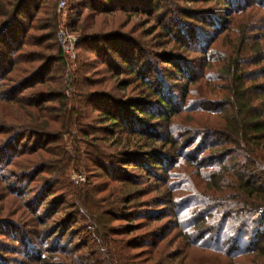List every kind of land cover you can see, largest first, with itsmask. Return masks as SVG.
Instances as JSON below:
<instances>
[{
    "label": "trees",
    "instance_id": "obj_1",
    "mask_svg": "<svg viewBox=\"0 0 264 264\" xmlns=\"http://www.w3.org/2000/svg\"><path fill=\"white\" fill-rule=\"evenodd\" d=\"M70 1L68 9L74 17L68 26L72 29L79 27L77 21L85 10L90 17L120 13L126 22L133 15L143 16L133 24L141 31L133 34L131 26L119 33L96 32L77 38L74 47L88 49L94 61L106 65L115 89L122 92L120 96L110 90L87 95L83 85L75 87L73 104L92 103L97 112L86 123H80L76 108L64 109L61 80L55 79V93L48 86L21 94L34 84L41 87L56 74L57 66L43 77L51 63L64 62L58 45L57 59L37 54L33 60L43 64L25 81L0 83V102L15 107L24 119L13 125L0 123V175L16 157L37 156L34 162L18 165L25 171L13 174L12 184L5 186L19 199L23 216L0 220V252L6 253L3 238L10 243L7 252L21 257L18 264L21 260L47 264L41 254H60L63 264H183L193 254L215 264H239L241 259L243 264H264V50L259 44L264 34H254L259 26L264 27V0H257L262 10L258 16L246 11L253 9L251 0ZM33 2L6 0L5 11H0V43L8 48L3 58L18 49L16 43L10 51L11 32L28 7L34 10ZM236 13L243 14L241 19L233 18ZM52 20L45 39L53 35ZM223 31L231 39L221 57H213L209 43ZM194 42H201L200 49L191 50L200 52L201 61H219L218 79L224 83L214 93V98L219 93L218 99L205 95L197 106L186 98L192 92L189 85L203 72L197 74L193 70L196 59L183 53ZM168 44L170 50H165ZM173 47L179 52H173ZM145 56L159 66L152 69ZM14 63L0 70V80ZM53 100L59 104L47 106ZM196 111L214 115L215 121L172 134L169 127L174 117ZM50 113L53 116L45 120L43 114ZM70 125L78 127L90 149L82 152L80 167L115 184L105 195L97 196L98 189L87 182L81 184L83 189L76 186L73 190L65 183L63 174L70 158L59 140ZM105 137L121 149L104 153L98 141ZM74 161L79 162L80 156ZM179 164L191 169L187 176L194 182L187 188L185 169ZM17 183H23L24 189ZM183 192H189L185 200ZM46 197H50L47 202ZM63 204L70 210L47 225ZM159 221L163 222L152 226ZM32 237L47 244L35 247ZM0 264H7L1 256Z\"/></svg>",
    "mask_w": 264,
    "mask_h": 264
},
{
    "label": "rangeland",
    "instance_id": "obj_2",
    "mask_svg": "<svg viewBox=\"0 0 264 264\" xmlns=\"http://www.w3.org/2000/svg\"><path fill=\"white\" fill-rule=\"evenodd\" d=\"M5 3L6 0H0V11H5ZM73 1L65 0L64 8L62 10L57 9V0H34V10L31 7H28L26 16L21 15L20 21L17 22V24L14 27V30L11 32L13 40L12 45L10 46V51H13L14 49L12 47L16 46V43L18 45V49L10 56V57H4L6 53V50L8 49L5 44L0 43V70L6 69L11 62H15L11 65V67L6 71L4 78L0 80V83L7 84L10 80H21L25 81L30 77L34 72L37 71L39 67L42 66L43 63H39L37 60H33L37 54L41 53L44 54L45 57H50L51 59H57V44L54 40V31L58 28H65L66 30L70 31L72 34H75L77 38L84 37V36H90L94 35L96 32L98 33H119L126 31L129 29V27L132 26L133 28V34H138L141 31V28L139 25L133 24L138 20L143 18V16L140 15H133L131 18L126 20L124 19L123 14L120 13H114L113 15H94L93 17H90L91 15L88 14V11L82 10L78 19V24L80 27V30L78 28H70L68 26L69 21L74 17L72 15V12H69V5H71ZM251 3H253L251 6L253 9H246L249 14L255 13V15H260V7L256 5L257 0H251ZM184 7H193V8H214L217 7L213 3H206V4H195L191 5L189 3H180ZM264 4V1L262 2ZM161 8L165 6V3H160ZM163 6V7H162ZM264 7V6H262ZM264 13V11H262ZM243 14L236 13L234 19H241ZM140 16V17H139ZM51 17H54V20H52V24L54 25V29L52 30L53 35H51V38L45 39V35H49V31L47 28V24L49 23V20H51ZM90 17V18H88ZM152 18V17H151ZM3 18L0 17V20ZM18 20V19H17ZM124 22H126L124 24ZM145 22V21H144ZM143 23V22H142ZM147 24H151V21L148 20ZM264 24V23H263ZM121 25V27H119ZM45 26V27H43ZM76 26V27H77ZM83 26V28H82ZM124 26V27H123ZM87 28V29H86ZM259 30L254 31L255 36H258L261 32L264 34V27L259 26ZM71 29V30H69ZM149 39V38H147ZM230 34H225V31L222 33H219L217 37L209 43V55H212L213 57H221L223 52L227 49V44L230 40ZM155 40V39H154ZM153 40V41H154ZM153 41H150L153 43ZM76 44V43H75ZM261 44L260 49L264 50V41L260 42ZM200 43H192L190 45V48H185L186 51H183L184 54H186L189 57H193L196 60H194L193 70L198 74V72H203L202 77L200 79H197L193 84L189 85V88L191 89V93L186 98V101L188 102L191 100L195 106H197L195 103H197L198 100H200L203 96L206 95L207 98H214L215 91L220 92L223 87L224 83L222 80L218 79V76H220L218 72L219 67V61L213 60L210 61L209 64L205 63L204 61H201V54L197 51H191V50H197L200 49ZM170 44H168L165 47L166 49H169ZM188 47V46H187ZM176 48V47H173ZM150 50H154L155 52L158 51V47H152ZM172 51V50H171ZM173 52H179V48L173 49ZM182 53L183 56H185ZM208 53V52H207ZM20 54H22V59ZM181 55V56H182ZM3 58V59H2ZM7 60H6V59ZM93 54L85 48H75L74 47V59L71 60V58L64 56V62L61 64L60 62L51 63L48 73H44L43 77L47 78L50 74L54 73V68L57 66V72L53 75V77L50 79V81H44L43 85L40 87L38 84H34L31 88L24 89L21 94L28 95L31 91V93L35 92L36 88H46L50 87L52 92L55 93V90L57 87H55V79L61 80L62 86V92L64 95V109L65 110H71V107L76 108V114L80 118V123H86L90 120H92L96 115L97 112L93 111L92 109V103L89 105L87 104H73V99H71V96L75 94L76 88H79L81 85L84 86V89L87 91V95L90 94L89 92H102V91H108L110 90L112 94L116 96H120L122 92L119 89H115V81L113 77H109V73L105 72L107 71L106 68H108L106 65H100L99 60L95 59L93 60ZM146 60L152 63L151 67L152 69L159 66V63H155L153 59L146 57ZM93 61V65L89 64V62ZM85 62V63H82ZM162 66V65H160ZM249 68V67H248ZM24 70V71H21ZM194 72V73H195ZM70 75V79L65 81V79ZM123 76V75H122ZM84 78V80L82 79ZM102 78L105 80L103 81ZM121 77L119 76L118 79ZM70 80H73V85L70 83ZM83 81V82H82ZM35 82V79L31 80V83L33 84ZM64 82V85H63ZM86 83V87L84 85ZM67 85V87H65ZM76 87V88H75ZM112 87L114 89H112ZM34 90V91H33ZM74 93V94H73ZM125 93H131L128 90H125ZM223 95V94H222ZM221 95V96H222ZM219 93L216 95L214 99L219 98ZM96 103V102H95ZM47 106L56 107L59 103L55 100L46 103ZM25 113V111H23ZM203 111H196V112H190L185 113L181 112L176 117L173 118V121L170 125V129L172 131V134L179 133L181 131V128L190 129V128H200L203 127V125H209L210 122L215 121L213 118L215 117L212 114H206L202 113ZM53 113H50L48 115L43 114L45 120L48 118H51ZM202 114V115H199ZM26 116V113H25ZM24 116V118H25ZM217 119V118H215ZM24 121L20 111H18L15 107L11 105H5L0 102V123L1 122H9L8 125H13V121ZM213 120V121H212ZM206 127V126H205ZM204 127V128H205ZM69 130H67L65 133L61 134L60 140H59V147L64 150L65 154L68 155L69 162L68 166L64 170L63 179L65 183L70 187L71 190H73L76 186H80L82 189L83 187L81 184L87 182L89 186H94L98 189L97 196H102L106 194V191L110 185H115L112 182L105 181V178L97 176L95 174H88L87 171H84L80 165L83 164L82 160V152L87 151L89 148L84 143L86 140L81 137V135L78 133L76 128H78L76 125H70ZM103 138V136H102ZM101 144V149L104 153L111 154L113 151L121 149L120 145L116 146L113 145L114 143L109 139L108 137L104 138V141H98ZM29 146V145H28ZM27 146V147H28ZM23 148V146H21ZM20 148V149H21ZM58 151V148H56ZM90 150V149H89ZM75 153L73 154V152ZM207 151H204L203 154H205ZM43 155V154H41ZM80 156V161L76 162L74 161V158L77 156ZM34 157H37L35 155L31 154H23L20 157H16L11 162H15L14 164H11L7 167L6 172L4 174L0 175V220L2 219H11V220H17L21 219L23 215H20L21 208L19 207L20 201L19 199H16L14 196L10 195L8 189L5 187L6 184H12V175L16 174L19 175L23 173L25 170H21L20 168H17L18 165H26L29 162H34ZM67 159V158H66ZM59 160V157L55 158V161ZM180 166L184 167L182 164H179ZM125 169L131 170L129 167H125ZM184 174L186 175V183L184 184V187H189V185L194 182L192 180L191 176H187L188 172L191 171L190 168L184 167ZM11 170V171H9ZM143 179V178H142ZM173 180V179H171ZM38 180H34V184H36ZM18 184V183H17ZM23 183H19L17 186L19 188H22ZM117 185V184H116ZM85 186V185H84ZM24 189V188H22ZM189 195V192H183L181 197L183 200H185ZM22 200V199H21ZM50 200V197H46L45 202ZM66 205H58L56 213H53L48 219H47V225H49L51 222H54L56 218L60 217L63 212L68 211L70 209L65 208ZM139 209L140 207H135ZM186 211H188L186 209ZM28 218V217H27ZM26 219V218H25ZM24 219V220H25ZM163 221L152 223L153 225H157L162 223ZM42 227H38V229ZM82 235V234H81ZM34 236V235H33ZM10 240V239H8ZM31 245L35 247H40L42 245H46L42 242L40 238V242L35 239L34 237L31 238ZM1 242H4L6 247V253L0 252V256L5 258L7 261V264H18V261L20 260V256L18 254H10V252H7L8 248L7 246L10 245L6 239L3 240L1 238ZM42 242V243H41ZM49 242L51 245V241H45ZM87 247L91 245V243H86ZM84 247V248H87ZM4 248V247H2ZM47 264H63L64 260L62 259V256L60 254L55 255H43ZM211 261V259H209ZM209 260H206L204 258L195 257V254L188 255L183 264H215L214 262H210ZM37 261H28L24 264H38ZM220 263H223L222 261ZM237 263L243 264V260H238ZM21 264H23V260H21Z\"/></svg>",
    "mask_w": 264,
    "mask_h": 264
},
{
    "label": "built area",
    "instance_id": "obj_3",
    "mask_svg": "<svg viewBox=\"0 0 264 264\" xmlns=\"http://www.w3.org/2000/svg\"><path fill=\"white\" fill-rule=\"evenodd\" d=\"M64 3L65 0H57V9L62 10L64 8ZM54 37L62 54L71 58V60L74 59V46L77 36L65 28H58L54 33ZM65 87H67V85Z\"/></svg>",
    "mask_w": 264,
    "mask_h": 264
}]
</instances>
